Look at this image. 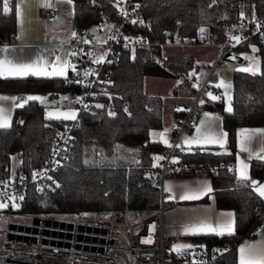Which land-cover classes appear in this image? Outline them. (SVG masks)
<instances>
[{
  "label": "trees",
  "instance_id": "16d2710c",
  "mask_svg": "<svg viewBox=\"0 0 264 264\" xmlns=\"http://www.w3.org/2000/svg\"><path fill=\"white\" fill-rule=\"evenodd\" d=\"M70 1L76 29L115 27L120 21L118 0ZM133 1L135 11L146 21L129 22L125 30L146 35L156 43L138 46L133 54L128 48L116 47V62L110 74L111 83L107 86L116 94L113 97L115 114H106L103 106L91 102H88L89 109L77 112L73 120L74 142L69 162L53 172L56 181L51 188L37 192L30 186L21 209L65 214L125 207L130 209L133 217L149 214L161 197L159 163L155 164L153 160L156 153L162 158L165 144L149 136L151 129H158L161 125L162 101L160 95L143 91V76L177 77L178 81L172 88L175 95L192 97L198 90L190 73L195 66L193 59L189 56H162L160 43L173 40L196 42L199 41L200 31H204L205 41L223 42L228 30L239 18L264 13V0ZM15 28V5L11 1L9 7H5L4 1L0 0V39L6 42L14 40L12 34ZM164 30H168V35L163 33ZM238 48L253 51L258 67L255 71L232 70L230 108L223 109L222 101H208L210 98L202 95L203 90L197 98V109L210 107L220 112L221 125L226 133L224 147L197 145L188 150L176 143L173 152L179 161L189 166L222 163V167L207 175L216 206L232 208L234 214L231 233L208 234L192 239L208 246L215 242H227L229 249L213 260L189 264H237L235 244L256 219H264V200L247 180L235 176L233 167L236 127L264 125V41L253 36ZM69 70L70 67L65 76L0 75V93H39L47 95L42 99L56 100L57 103L59 98L78 88L75 82H66ZM42 99L31 98L14 107L9 124L0 125V181L10 175L12 156L16 159L13 171L29 172L40 167L49 154L57 129L68 121L69 117L45 115L44 106L38 103ZM182 114L183 109L174 110L172 122L174 115ZM125 145L134 148H124ZM180 148L186 152L177 153ZM228 163L230 170L225 168ZM249 174L264 179V159H251ZM176 252L172 249L170 257H175Z\"/></svg>",
  "mask_w": 264,
  "mask_h": 264
},
{
  "label": "built area",
  "instance_id": "2783aa9c",
  "mask_svg": "<svg viewBox=\"0 0 264 264\" xmlns=\"http://www.w3.org/2000/svg\"><path fill=\"white\" fill-rule=\"evenodd\" d=\"M117 12L120 21L117 26H104L103 38H94L90 27L78 29L89 39L70 38L71 53L68 56L70 67L66 82L73 81L77 89L69 94L66 107L73 110L68 121L57 129L49 154L43 164L29 172L13 171L12 177L0 181V212H14L16 217H7L0 233V264H189L203 263L215 259L229 249L227 242H215L210 246L200 241H192L184 251L170 257L174 236L165 238L162 234V195L159 204L144 217H133L128 208H108L82 210L65 214L51 211H30L20 208L30 186L37 192L51 188L55 183L53 172L69 162L74 142L73 121L80 110L89 109L88 102L101 105L106 114L113 115L116 105L114 92L108 90L110 74L116 62L117 46H123L133 54L138 46H149L146 35L125 30L129 22L143 23L146 20L135 11L133 0H118ZM47 17H54L56 9H45ZM203 29V28H202ZM201 29V30H202ZM95 32L100 28L95 26ZM163 33L168 35V30ZM200 31L199 41L205 38ZM258 36L264 41V13L241 17L228 30L223 42H215L219 55L211 63L209 71L192 100L183 109L181 116H173L172 129L165 137L164 151L159 161V183L165 176L178 174H207L222 167V163H199L189 166L174 156L177 138L190 129L198 112L197 98L202 90L212 91L216 102L222 101L221 90L208 81L210 71L229 60L238 46ZM14 38V34H12ZM6 42L0 39V43ZM166 42H174L166 41ZM214 42V41H211ZM163 43V42H162ZM236 61L247 65V58L235 55ZM124 105V102H122ZM185 149L177 153L184 154ZM230 170V163L225 164ZM160 186V185H159ZM14 206V207H13ZM113 222L120 223L114 228ZM264 228V219L258 218L252 224V232ZM119 232L120 236L116 233Z\"/></svg>",
  "mask_w": 264,
  "mask_h": 264
},
{
  "label": "crops",
  "instance_id": "0c3cea01",
  "mask_svg": "<svg viewBox=\"0 0 264 264\" xmlns=\"http://www.w3.org/2000/svg\"><path fill=\"white\" fill-rule=\"evenodd\" d=\"M3 1L5 7H9L11 1L15 5L16 28L14 40L0 43V75L65 76L69 68L68 41L75 29L71 1ZM49 6L56 9L54 17L44 15L45 9ZM160 53L162 56L191 57L195 62V66L192 67L194 72H191L192 83L197 82L201 85L209 71L208 67L219 55V47L211 41L163 42L160 43ZM221 67L223 66L217 64L212 69L214 72L220 68L212 82L219 89L222 84L219 79V74L223 70ZM177 81V77L174 76L153 74L143 76V91L161 96V125L158 129H151L149 136L162 144L172 129L174 110L184 109L192 100L189 95L172 93ZM204 97L213 98L209 92H204ZM193 123L187 133L178 136L179 147L188 150L197 145H214L218 149L224 147L226 133L221 125V114L218 110L200 107ZM253 158L264 159V125L237 126L233 165L235 176L247 180L252 189L264 200V179L249 174V162ZM154 159L155 164L159 163L161 155L156 153ZM159 185L163 208L162 234L165 238L175 237L172 249L184 251L195 237L229 234L233 231V210L216 206L209 175H170L163 177ZM262 214L264 215V208ZM235 251L237 264H264V228L254 233L251 225L235 244Z\"/></svg>",
  "mask_w": 264,
  "mask_h": 264
},
{
  "label": "rangeland",
  "instance_id": "374dc122",
  "mask_svg": "<svg viewBox=\"0 0 264 264\" xmlns=\"http://www.w3.org/2000/svg\"><path fill=\"white\" fill-rule=\"evenodd\" d=\"M104 26H100V32L97 33L95 32V26H90V30L93 31V37L94 38H103V29ZM90 36V31L87 32V35L85 37L81 36L78 32V29H73L72 37L81 40V39H89ZM71 37V38H72ZM69 39V38H68ZM70 40V39H69ZM69 42V41H68ZM68 56L71 53L70 46L68 44ZM235 55H239L242 58H247L248 64L247 65H242L239 61L234 60ZM222 65L223 70L219 74V79L221 80L222 84L220 85V90L222 94V105L221 107L223 109H229L230 108V93H231V71L233 69H245V70H250V71H255L258 67V61H257V56L253 51H248L246 49H239L229 57V60ZM220 67V66H219ZM232 67V68H231ZM210 68V66L208 67ZM220 70V68L214 70V72L211 70L210 71V78L208 79L209 82L214 81V77L217 75L216 71ZM194 72V69H190V73ZM178 79V78H177ZM197 80V78L195 77ZM196 89L199 88L200 83L198 84L197 82L194 83ZM204 92H209L211 93V96L213 98H210L208 101H213L214 95L212 91L204 90ZM202 94V95H203ZM43 97H47V95L39 94V93H32V92H4L0 93V125H7L10 122L11 119V114L12 110L14 107L20 106L22 103H24L26 100L31 99V98H36V99H42ZM71 96L67 94L66 96L59 98L57 100V103L55 105H45L44 106V113L47 116H53V117H60V118H67L71 117L73 115V110H70L66 107V102ZM124 148H134V146H124ZM124 151V150H121ZM16 159L12 156L11 161H10V170L9 174L10 177L13 175V167L15 165ZM153 162L155 163L156 160L154 159ZM14 207V206H13ZM147 213L142 214L144 217ZM17 214L12 212L9 216L7 214V211H1L0 212V233L3 228V223L7 217L14 218L16 217ZM113 227L118 228L120 227V223L113 222ZM118 236H120V233H116Z\"/></svg>",
  "mask_w": 264,
  "mask_h": 264
},
{
  "label": "water",
  "instance_id": "95a60500",
  "mask_svg": "<svg viewBox=\"0 0 264 264\" xmlns=\"http://www.w3.org/2000/svg\"><path fill=\"white\" fill-rule=\"evenodd\" d=\"M38 103H39V105H42V106L55 105L56 104V100L42 99Z\"/></svg>",
  "mask_w": 264,
  "mask_h": 264
}]
</instances>
